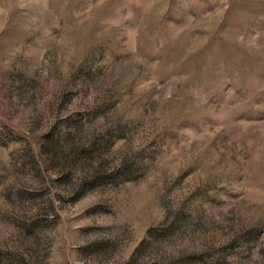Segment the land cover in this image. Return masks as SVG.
<instances>
[{
  "label": "rangeland",
  "instance_id": "rangeland-1",
  "mask_svg": "<svg viewBox=\"0 0 264 264\" xmlns=\"http://www.w3.org/2000/svg\"><path fill=\"white\" fill-rule=\"evenodd\" d=\"M0 264H264V0H0Z\"/></svg>",
  "mask_w": 264,
  "mask_h": 264
}]
</instances>
